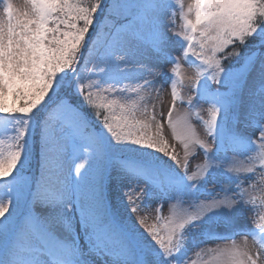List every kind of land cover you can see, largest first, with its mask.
I'll return each instance as SVG.
<instances>
[{"label": "snow or ice", "instance_id": "1", "mask_svg": "<svg viewBox=\"0 0 264 264\" xmlns=\"http://www.w3.org/2000/svg\"><path fill=\"white\" fill-rule=\"evenodd\" d=\"M25 3L0 5V264H264V0Z\"/></svg>", "mask_w": 264, "mask_h": 264}, {"label": "rangeland", "instance_id": "2", "mask_svg": "<svg viewBox=\"0 0 264 264\" xmlns=\"http://www.w3.org/2000/svg\"><path fill=\"white\" fill-rule=\"evenodd\" d=\"M185 7L187 6L189 0H183ZM13 4L15 7L24 9L27 7L25 0H13ZM0 5H2V0H0ZM2 10V9H0ZM166 25H167V20L165 21ZM180 25V20H179V10L177 9V17H176V27L177 30L179 28ZM167 30V28H166ZM169 35L171 36L172 33L169 32ZM173 40H175V37H172ZM172 54L173 55H178V48L176 46H174L172 48ZM170 66H165L163 68L161 67H157L155 69V71L157 73H160L157 77H156V84L154 85L153 88V98L149 100V108H152V106H155V111L157 114V118L162 119L161 114H163V116L167 115V110L170 106L171 103V95H170V89L168 84L165 82L166 77L164 75L165 72H167L169 70ZM182 68H183V72L185 75V83H188V77H191L193 75V69L188 67L187 64H185L182 61ZM162 86V88H161ZM156 88H161V92L159 96L155 95V89ZM183 94L184 97L186 98L188 95H190V91L187 87H185V89L183 90ZM184 105L181 104H177V112L176 114H180L184 111ZM197 107L201 110V115L204 116L205 118H207V113H206V109L208 107L207 103H199L197 105ZM139 115V114H138ZM193 124H195L196 126V130L198 132V134L203 138L205 136L204 130L202 128V126L199 124L198 121H196L195 119H193ZM164 136L167 139L169 145H171L172 147H174L176 154L182 159L183 158V148L180 145V143L176 140H174L172 138V133L171 130L168 128L167 124L164 123ZM232 156V153H229V157ZM202 153H200L199 151L197 152V154L190 158V168L194 167L197 163L202 162ZM237 159H242V157H237ZM259 175V170L257 171V176ZM246 181V185H247ZM245 185V186H246ZM209 188H211V186H208ZM115 203V201H114ZM150 205V206H148ZM155 207H156V203L155 201H149L146 202V204L144 206H141L139 208V215H145L147 214L149 219H148V223H154L155 222ZM115 211L117 212L118 215H120L121 217H127L128 214L130 213V208L129 209H125L122 205H117V207L115 208ZM168 214V203L166 202L164 205V209H163V215H167ZM250 216V212L245 211L242 214L240 223L244 224L247 228H252L253 225L250 223V221L248 220V217ZM131 219L133 221H135L136 219V214H131ZM137 227H140L139 225H137ZM142 230V229H141ZM235 239L237 241H241L243 239L242 236H236ZM230 240H222V239H212L210 240L208 243L202 245V247H204L205 249L207 248H215L217 245L223 246L225 244L230 243ZM249 244H251V237H249ZM205 260L207 259V256L203 257Z\"/></svg>", "mask_w": 264, "mask_h": 264}, {"label": "trees", "instance_id": "3", "mask_svg": "<svg viewBox=\"0 0 264 264\" xmlns=\"http://www.w3.org/2000/svg\"><path fill=\"white\" fill-rule=\"evenodd\" d=\"M85 111L87 112L88 110L85 109ZM89 115H91V113L89 112ZM94 119V118H93ZM28 174L29 175H36L38 174L37 172V168L35 167V162H33V166L28 170Z\"/></svg>", "mask_w": 264, "mask_h": 264}]
</instances>
